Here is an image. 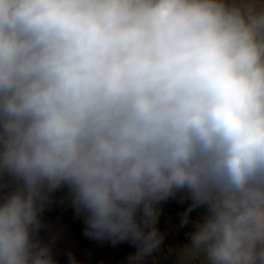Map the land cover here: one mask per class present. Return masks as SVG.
<instances>
[{
    "label": "clouds",
    "instance_id": "9594fccd",
    "mask_svg": "<svg viewBox=\"0 0 264 264\" xmlns=\"http://www.w3.org/2000/svg\"><path fill=\"white\" fill-rule=\"evenodd\" d=\"M4 176L0 264H55L36 235L65 186L128 264L177 190L207 209L180 264H264V0H0Z\"/></svg>",
    "mask_w": 264,
    "mask_h": 264
},
{
    "label": "rangeland",
    "instance_id": "374dc122",
    "mask_svg": "<svg viewBox=\"0 0 264 264\" xmlns=\"http://www.w3.org/2000/svg\"><path fill=\"white\" fill-rule=\"evenodd\" d=\"M5 182L8 188L14 185L8 176L0 179L2 185ZM163 201L170 202L182 208L192 206L193 204L192 200H180L175 193ZM156 208L158 209L159 215L154 227L163 239L159 248L151 255L145 257L141 264H180V251L184 245L190 243L189 234L195 230L194 224L203 218L196 214L187 213L181 209L163 210L157 206ZM44 210L48 211L53 219H57L58 221L63 220L68 224L69 228L73 231L75 230L78 237L75 232L68 230V233L74 241L76 237L82 240L89 253L97 255L99 264H128L129 256L137 250L134 245L127 241L114 244L107 238L96 239L86 235L85 231L87 226L85 223V215L83 213H77V210L73 206L70 192L66 186L51 194V198ZM42 217L45 226L52 223L44 215ZM185 217L188 222L187 224H182ZM58 230L59 228H56V231ZM49 232L50 228L47 226L44 228L41 223L36 237H39L41 241H45Z\"/></svg>",
    "mask_w": 264,
    "mask_h": 264
},
{
    "label": "crops",
    "instance_id": "0c3cea01",
    "mask_svg": "<svg viewBox=\"0 0 264 264\" xmlns=\"http://www.w3.org/2000/svg\"><path fill=\"white\" fill-rule=\"evenodd\" d=\"M0 185L2 184L0 183ZM3 185V187H0V196L12 191L15 187L14 184L8 188L6 182ZM175 194L180 198V200H192L190 194L186 190H177L175 191ZM42 214L52 222L50 223L51 225H46L48 228H50V232L48 233L47 237L45 236V241H41L39 237H36V239H38L42 245H47L49 247L55 264H71L69 253H71V256L76 261V264H99L97 255L94 253H89L85 243H83L82 240H79L76 237L74 241V239L68 233V224L65 221H58L57 219L53 218L51 219L46 216L44 212H42L40 219L44 228H46V226L43 222ZM56 228H59V230L56 231Z\"/></svg>",
    "mask_w": 264,
    "mask_h": 264
},
{
    "label": "trees",
    "instance_id": "16d2710c",
    "mask_svg": "<svg viewBox=\"0 0 264 264\" xmlns=\"http://www.w3.org/2000/svg\"><path fill=\"white\" fill-rule=\"evenodd\" d=\"M175 206V205H174ZM175 207H177V206H175ZM175 207H172V204H170L169 206L167 205V208L166 207H161V208H166V209H176ZM158 208H160V207H158ZM183 210V209H182ZM184 210L187 212V213H190V214H196V215H199L201 218H204V216L206 215V211H207V209H206V206H199V207H192V206H187V207H185L184 208ZM43 212H44V214L46 215V216H48L49 218H51L52 219V217L50 216V214L47 212V211H45V210H43ZM67 229L69 230V231H71V232H75V234L77 235V233H76V231L74 230H72L71 228H69L68 226H67ZM77 237H78V235H77Z\"/></svg>",
    "mask_w": 264,
    "mask_h": 264
},
{
    "label": "flooded vegetation",
    "instance_id": "af4514ba",
    "mask_svg": "<svg viewBox=\"0 0 264 264\" xmlns=\"http://www.w3.org/2000/svg\"><path fill=\"white\" fill-rule=\"evenodd\" d=\"M166 200H167V199H166ZM170 204H172V203L167 202V201H160L158 204H156V206H157V207H160V208H161V207H166V208H167V205L169 206ZM172 207H175L174 204H172ZM166 208H161V209H163V210H170V209H166ZM175 208H176V209H181V210L183 209V210H184L185 207L182 208V207H180V206H177V207H175ZM198 216H199V215H198Z\"/></svg>",
    "mask_w": 264,
    "mask_h": 264
}]
</instances>
